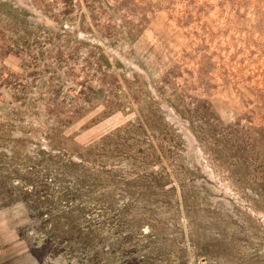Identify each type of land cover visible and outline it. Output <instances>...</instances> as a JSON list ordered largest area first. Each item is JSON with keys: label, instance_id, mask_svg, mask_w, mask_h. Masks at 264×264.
<instances>
[{"label": "rangeland", "instance_id": "1", "mask_svg": "<svg viewBox=\"0 0 264 264\" xmlns=\"http://www.w3.org/2000/svg\"><path fill=\"white\" fill-rule=\"evenodd\" d=\"M0 264H264V0H0Z\"/></svg>", "mask_w": 264, "mask_h": 264}]
</instances>
